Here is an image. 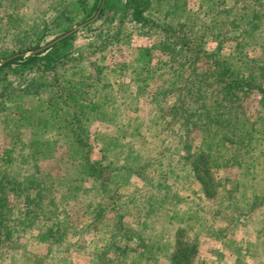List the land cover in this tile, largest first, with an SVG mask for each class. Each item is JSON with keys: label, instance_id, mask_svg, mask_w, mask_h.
Listing matches in <instances>:
<instances>
[{"label": "rangeland", "instance_id": "374dc122", "mask_svg": "<svg viewBox=\"0 0 264 264\" xmlns=\"http://www.w3.org/2000/svg\"><path fill=\"white\" fill-rule=\"evenodd\" d=\"M75 2L0 0V57L13 51V38L19 43L32 38L41 20H54V26L56 20L68 22L70 31L94 23L95 16L78 24L82 15L72 9ZM147 10L155 24L141 28L126 20L116 43L107 40L117 32L118 19L109 21L112 13L88 30L81 31L82 27L73 32H77L74 45L79 50L88 44L101 49L108 45L97 54L85 50L82 62L97 63L92 76L110 85L112 90L107 92L120 90L123 95L111 123L101 120L90 94L71 106V114L86 117L97 133L91 143L97 148L92 147L85 159L64 148L67 142H57L55 131H41L51 129L52 123L37 122L40 113L35 97L15 94L11 102L18 105L19 114L10 126L0 114V153L12 148L11 134L17 135L12 168L23 176L35 167L46 187L42 210L33 202V221L27 228L22 223L24 201L18 200V212L9 226L18 233L0 250V264H94L103 247L113 242L119 248L106 254L105 264H170L179 231L185 242L193 238L197 242L193 264H264L263 110L258 117L254 93L241 94L239 107L226 111L225 118L237 117L245 132L240 140L233 137L237 143L227 147L217 140V129L206 118L201 121L205 124L190 132V151L205 155L203 161L216 190L205 196L191 162L185 159V141L176 119L184 112L196 113L200 105L212 109L214 98L209 94L216 89L212 81L211 86L200 85L208 99L189 95L184 103L178 100L181 90L195 86L192 81L210 71V59L200 56L192 62L190 54H184L182 66L174 64L162 44L171 35V27L185 22L188 27L194 21L200 32L198 47L210 54L220 42V55L235 66L231 70L252 73L256 76L253 83L264 87V0H151ZM245 15L248 25L243 40L237 23ZM201 24L208 29H200ZM53 37L41 42L42 47L55 41ZM10 58L0 60V65ZM191 91L194 94L195 87ZM222 115L220 110L212 117L222 120ZM98 149L106 150L101 169L96 163L101 162ZM83 164L94 168V186L84 177ZM144 226L145 237L157 236L148 259L141 256L136 238L132 242L123 238L125 230L140 233ZM50 232L54 235L47 239Z\"/></svg>", "mask_w": 264, "mask_h": 264}, {"label": "trees", "instance_id": "16d2710c", "mask_svg": "<svg viewBox=\"0 0 264 264\" xmlns=\"http://www.w3.org/2000/svg\"><path fill=\"white\" fill-rule=\"evenodd\" d=\"M150 5L151 0H91L90 2H87V0H76L75 4L72 5V9L80 12L82 15L78 24L84 23L97 15L94 21V23H96L104 19L107 13H112V16L109 17V21L112 23L116 20L115 18L118 19L117 32L107 40H110V43H116L118 36L125 31L124 24L126 20H129L131 24L141 28L155 24L152 22L150 15H146ZM245 19L246 15L242 16L237 23L238 27H242L239 32L243 40L247 34L248 25ZM53 21L47 22L41 20V23H36L35 25L38 28L32 32V38H28L27 41H24V39L20 43L17 42V38H13L14 45L12 46L15 49L13 48V51L9 52L7 56L4 55V53H2L3 55L1 54L0 60L11 58L0 65V114L5 116L7 125L10 126L11 122L14 123L16 120L14 115L17 116L19 114L17 110L19 109L18 105L11 102L15 94L22 92L35 97L38 102L40 113L37 122L41 124L40 122L45 123L46 121H51L52 123L51 129H41V131H55L57 142H67L63 143L64 148H67V150L70 149L78 158L85 159L84 156L90 153L92 147L97 148L96 145L91 144L92 140L97 137V133L90 129V121L86 117L73 113L71 114V106L75 105L79 98H83V96L90 94L93 98L91 101L100 110L101 120L111 123L113 122V117H116L117 111L122 106V104H118V101L123 99V95L119 92L120 90L112 93L107 92L108 89L112 90L110 85L100 81L97 75L96 77L92 76L91 69L95 73V71L98 70L97 63L93 62L87 65L82 62V60H84L83 53L85 50H87L89 55L97 54L105 50L108 47L107 44H105L102 49L99 46L88 44L85 47L86 49L82 48L79 50V48H75L74 45V40L77 35L76 32L38 51L43 46L41 42L46 38L53 35L54 40L58 39V37L60 38L65 35L71 29L68 22L57 23L56 20L54 26L52 25ZM94 23L84 27L81 31L88 30ZM196 24L197 23L193 21L188 27L186 22L177 24L176 28L171 27L169 30L171 35H168L169 37L165 36L162 44L164 51H170L174 64H181L182 66L181 59L184 54H190L189 58H191L192 62L199 60L200 56L208 60L210 59V66L207 65L210 71L202 73V77L198 75V77L192 81V83H195V86L191 84L184 92L181 90L183 95L181 93L178 100L184 103L189 95L192 99H194L192 96L200 100L208 99L206 98L207 95H203L204 89L201 88L200 85L205 83L208 87L211 86L212 83H215L216 89L209 94V96L214 98L212 101V109L210 107L206 110L204 106L200 105L197 107L196 113L184 112L176 119L180 134L183 135V141H185V159L191 162L192 172L200 183L205 196H210L214 194L216 190L210 170L205 166L203 161L205 155L203 153L193 155V152L190 151L191 146L188 143L189 134L195 128L197 129L205 124L201 121L206 118L207 124H212V126L217 129L216 132H218V137H216L218 141L222 142L223 147L236 144L237 142L233 141V137H237L236 140H240V136L245 129L244 124H240V121H237V117H235L236 119H226L225 113L229 111V109L231 110L239 107L242 102L241 94L252 92L254 93V99H256V113L258 117L261 116L260 110H263L262 112L264 113V87L261 85L257 86L253 83L256 76L254 75L253 77V75H251L252 73L242 75V73H235L231 70L235 68V66L232 67L233 64L231 63V59L220 55V42L215 52L210 54H207L198 47L201 41H199L200 32ZM201 25L200 29H208V26L206 27L204 24ZM220 25H222L221 22ZM185 26L187 28H185ZM57 31L58 35L56 36L55 32ZM26 32H28V30L23 34L26 35ZM145 34L146 33H144V35ZM25 53H30V55L24 57ZM190 68L192 69V67ZM10 75L13 76L12 79L9 78ZM172 79H174V77ZM209 79L211 80L209 81ZM193 87H195L194 94L191 91ZM13 108L16 109L15 112L12 111ZM220 110L223 114L222 116H224L222 120H219V117H212L213 115L219 114ZM106 116L111 117L106 118ZM214 135H216V133ZM246 135L248 134L246 133ZM11 137L15 141L17 140V135L11 134ZM15 141L11 149H4L0 153V250H3L6 245L12 242L11 239L14 233H18V231L9 230L10 224L12 225L15 220L14 214L18 212L19 209L16 205L18 200L22 198L24 201L23 205L26 209L23 211L24 220L22 223L25 224L27 228V225L32 224L33 217L31 214L35 212V209H32L31 206L33 202L35 205L38 203L37 207L39 210H42L40 209V205L44 201L43 194L46 190L35 167H32L31 172L26 170V174L23 176L16 173L17 171L12 168L11 152L15 148ZM98 150L102 153L101 162L96 163L98 168L101 169L102 162L105 160L106 150ZM82 170L85 175L84 177H87L91 186H94L92 184L97 180V174L94 168H87L83 164ZM93 189H95V187H93ZM27 191H31L33 195H31V193H25ZM86 191L84 192L85 199L87 198ZM30 196H32L33 199L30 198ZM146 216L150 219L149 212ZM122 217V215L119 216L120 221ZM145 226L140 233L134 232L131 229L125 230L123 238L126 242H132V240L136 238L135 241H138L142 247L141 256H146L148 259L149 253L154 243L157 241V236L149 235L148 238L145 237L147 230ZM121 230L123 231V229ZM182 234V231H179L177 236H175L177 239L170 264H193L192 261L196 256L197 242L194 238L190 242H185ZM53 235L54 233L50 232L49 236L46 235V237L48 239V237ZM180 236L181 238H179ZM147 240H149V243ZM117 248H119L117 243H108L103 247V250L99 253L101 257L98 258L94 264H105L104 257L106 254L113 250L114 252L117 251ZM122 251L124 252L123 249Z\"/></svg>", "mask_w": 264, "mask_h": 264}, {"label": "water", "instance_id": "95a60500", "mask_svg": "<svg viewBox=\"0 0 264 264\" xmlns=\"http://www.w3.org/2000/svg\"><path fill=\"white\" fill-rule=\"evenodd\" d=\"M97 14H98V13H97ZM96 17H97V15H96L92 20H95ZM92 20H91V21H92ZM91 21H89V22H91ZM86 24H87V23H84V24H82V25L76 27V28L73 29L72 31L66 33L65 35H63V36H61L60 38L56 39L55 41L51 42V43L48 44L47 46L40 48L38 51L43 50L44 48H46V47H48V46H51V45H53L54 43L58 42L59 40H61V39L65 38V37L71 35L74 31H76V30H78V29L84 27ZM4 62H6V61H3L2 63H4Z\"/></svg>", "mask_w": 264, "mask_h": 264}]
</instances>
